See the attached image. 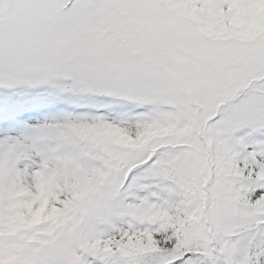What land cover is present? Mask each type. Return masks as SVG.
<instances>
[{
  "label": "snow or ice",
  "instance_id": "1",
  "mask_svg": "<svg viewBox=\"0 0 264 264\" xmlns=\"http://www.w3.org/2000/svg\"><path fill=\"white\" fill-rule=\"evenodd\" d=\"M0 264H264V0H0Z\"/></svg>",
  "mask_w": 264,
  "mask_h": 264
}]
</instances>
